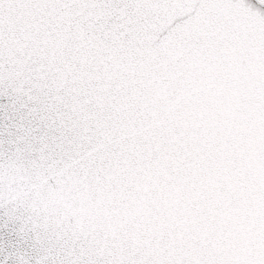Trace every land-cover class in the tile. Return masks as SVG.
I'll use <instances>...</instances> for the list:
<instances>
[{"label":"snow or ice","instance_id":"6c2138e0","mask_svg":"<svg viewBox=\"0 0 264 264\" xmlns=\"http://www.w3.org/2000/svg\"><path fill=\"white\" fill-rule=\"evenodd\" d=\"M0 264H264V0H0Z\"/></svg>","mask_w":264,"mask_h":264}]
</instances>
